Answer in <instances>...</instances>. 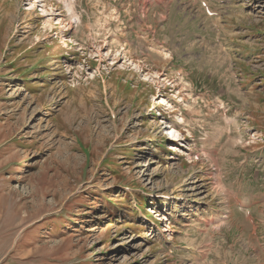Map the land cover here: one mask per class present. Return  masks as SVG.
I'll list each match as a JSON object with an SVG mask.
<instances>
[{
	"label": "rangeland",
	"instance_id": "1",
	"mask_svg": "<svg viewBox=\"0 0 264 264\" xmlns=\"http://www.w3.org/2000/svg\"><path fill=\"white\" fill-rule=\"evenodd\" d=\"M42 1L0 0V264H264V0Z\"/></svg>",
	"mask_w": 264,
	"mask_h": 264
},
{
	"label": "bare ground",
	"instance_id": "2",
	"mask_svg": "<svg viewBox=\"0 0 264 264\" xmlns=\"http://www.w3.org/2000/svg\"><path fill=\"white\" fill-rule=\"evenodd\" d=\"M40 1H42V0H40ZM43 2V1H42ZM49 23V22H48ZM102 56V55H101ZM193 191H196L197 193H200V189H198V188H193L192 189ZM195 196V195H194ZM4 209V208H3ZM16 211L17 212H20V208L18 207V209H16ZM160 213H158V215H159ZM159 217L161 218V219H158V220H161V221H163L164 222V217H163V215H159ZM166 219V218H165ZM156 227V226H155ZM157 228H158V226H157ZM155 230V229H154Z\"/></svg>",
	"mask_w": 264,
	"mask_h": 264
}]
</instances>
